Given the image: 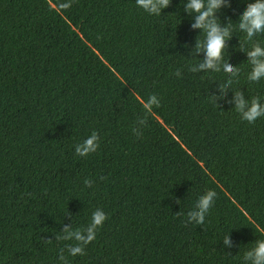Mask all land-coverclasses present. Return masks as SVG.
<instances>
[{"label":"trees","instance_id":"16d2710c","mask_svg":"<svg viewBox=\"0 0 264 264\" xmlns=\"http://www.w3.org/2000/svg\"><path fill=\"white\" fill-rule=\"evenodd\" d=\"M246 2L216 13L233 26L230 77L191 66L203 33L181 0L158 15L135 0H0V264H243L264 239V115L249 123L230 105L236 90L264 100L240 50L264 32L235 28ZM93 132L97 149L76 154ZM209 189L204 222L187 221ZM96 208L95 239L69 255L77 241L57 235Z\"/></svg>","mask_w":264,"mask_h":264},{"label":"clouds","instance_id":"9594fccd","mask_svg":"<svg viewBox=\"0 0 264 264\" xmlns=\"http://www.w3.org/2000/svg\"><path fill=\"white\" fill-rule=\"evenodd\" d=\"M136 6L144 12L152 15H158L161 9L169 5L170 0H135ZM183 11L191 17L190 27L199 29L203 33V38L195 40L194 48L197 52L203 51V59L198 63L191 65L194 68L211 69L212 71H223L230 74V77L238 74V69L224 56L225 41L232 33V25L221 23L217 11L222 7L229 6V0H181ZM68 4H62L61 7H67ZM238 19L235 28L245 34L246 40H251L258 33L264 32V0H247L245 6L236 14ZM248 63L251 69L247 78L251 81H257L264 78V46L260 43H253L250 48L245 50ZM231 83V78L226 79L219 87L223 93ZM210 99L214 103L213 95ZM145 113L151 111L153 105H159V100L155 94L149 95L146 100L141 101ZM230 105L240 114L242 120L253 122L257 117L264 115V100L257 98L247 99L240 90L233 91L230 98ZM140 123H143L141 119ZM133 131L139 135L140 132L134 128ZM98 147V137L95 132L84 138L81 142L75 144V153L79 156H85L94 152ZM85 184H90V180H85ZM216 196L214 190H207L197 194L192 206L185 213L186 220L194 224H202L205 214L209 211ZM105 213L96 208L90 217V221L82 228L72 229L65 225L63 232L57 235L58 240H75L76 244L68 246V254L74 256L83 254L84 245L95 239L99 226L105 219ZM223 243L228 245L230 241L227 234L223 237ZM63 259V256H61ZM243 264H264V239L255 240L253 246L246 250L242 256Z\"/></svg>","mask_w":264,"mask_h":264}]
</instances>
